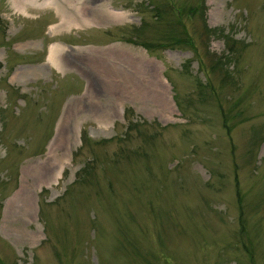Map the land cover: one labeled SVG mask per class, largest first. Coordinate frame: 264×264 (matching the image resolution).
I'll return each mask as SVG.
<instances>
[{
	"label": "rangeland",
	"instance_id": "1",
	"mask_svg": "<svg viewBox=\"0 0 264 264\" xmlns=\"http://www.w3.org/2000/svg\"><path fill=\"white\" fill-rule=\"evenodd\" d=\"M0 264H264V0H0Z\"/></svg>",
	"mask_w": 264,
	"mask_h": 264
},
{
	"label": "bare ground",
	"instance_id": "2",
	"mask_svg": "<svg viewBox=\"0 0 264 264\" xmlns=\"http://www.w3.org/2000/svg\"><path fill=\"white\" fill-rule=\"evenodd\" d=\"M157 94H158V98H160L161 99V101L160 102H162V103H164V99H163V97H162V93L159 91V92H157ZM56 168H57V166L56 165H53V164H51L50 165V170H48V172H50V177H54V174H55V170H56ZM56 177V176H55ZM54 177V178H55Z\"/></svg>",
	"mask_w": 264,
	"mask_h": 264
},
{
	"label": "trees",
	"instance_id": "3",
	"mask_svg": "<svg viewBox=\"0 0 264 264\" xmlns=\"http://www.w3.org/2000/svg\"><path fill=\"white\" fill-rule=\"evenodd\" d=\"M157 13H159L158 12V10H157ZM157 15H160V14H157ZM168 38H170L169 39V43L171 44V43H173L174 45H176V44H180L181 42H183L184 40L180 37H177L176 35H174V36H171V37H168ZM167 45H169L168 43H167Z\"/></svg>",
	"mask_w": 264,
	"mask_h": 264
}]
</instances>
